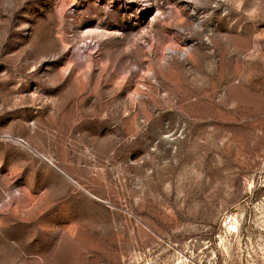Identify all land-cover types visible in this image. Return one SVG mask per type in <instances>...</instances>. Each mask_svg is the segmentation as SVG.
Wrapping results in <instances>:
<instances>
[{"label": "rangeland", "instance_id": "374dc122", "mask_svg": "<svg viewBox=\"0 0 264 264\" xmlns=\"http://www.w3.org/2000/svg\"><path fill=\"white\" fill-rule=\"evenodd\" d=\"M0 264H264V0H0Z\"/></svg>", "mask_w": 264, "mask_h": 264}, {"label": "bare ground", "instance_id": "6f19581e", "mask_svg": "<svg viewBox=\"0 0 264 264\" xmlns=\"http://www.w3.org/2000/svg\"><path fill=\"white\" fill-rule=\"evenodd\" d=\"M171 51H176V50H175L174 48H171ZM187 51H188V48L182 50L181 54H186ZM44 159H45L47 162L51 163V160H50L49 158L44 157Z\"/></svg>", "mask_w": 264, "mask_h": 264}, {"label": "crops", "instance_id": "0c3cea01", "mask_svg": "<svg viewBox=\"0 0 264 264\" xmlns=\"http://www.w3.org/2000/svg\"><path fill=\"white\" fill-rule=\"evenodd\" d=\"M19 140L24 142L25 144H28V141H26L25 139L19 138Z\"/></svg>", "mask_w": 264, "mask_h": 264}]
</instances>
